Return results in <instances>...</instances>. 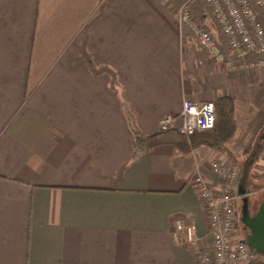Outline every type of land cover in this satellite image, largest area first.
<instances>
[{"label": "crops", "instance_id": "crops-1", "mask_svg": "<svg viewBox=\"0 0 264 264\" xmlns=\"http://www.w3.org/2000/svg\"><path fill=\"white\" fill-rule=\"evenodd\" d=\"M179 5L0 0V264H200L175 221L207 238L190 178L218 188L211 163L234 162L207 146L138 152L124 104L149 137L184 99L231 98L234 190L264 185V71L215 62L181 34ZM194 15L225 44L201 4Z\"/></svg>", "mask_w": 264, "mask_h": 264}, {"label": "built area", "instance_id": "built-area-1", "mask_svg": "<svg viewBox=\"0 0 264 264\" xmlns=\"http://www.w3.org/2000/svg\"><path fill=\"white\" fill-rule=\"evenodd\" d=\"M179 1L181 34L188 33L217 63L231 56L254 72L264 71V0ZM199 4L211 16L225 44L217 41L195 17L194 9ZM259 12L262 21H259ZM214 125V103L191 99L183 100L178 115H165L158 122L160 131L176 130L186 137L212 130ZM262 154L264 159V147ZM210 167L219 180L218 188L199 169L190 178L208 214L207 238H198L193 225L178 219L174 225V241L187 245L200 264H264V253L247 244L236 219L240 196L238 190H234V183L240 175L239 167L234 163L225 166L218 161H213Z\"/></svg>", "mask_w": 264, "mask_h": 264}, {"label": "trees", "instance_id": "trees-1", "mask_svg": "<svg viewBox=\"0 0 264 264\" xmlns=\"http://www.w3.org/2000/svg\"><path fill=\"white\" fill-rule=\"evenodd\" d=\"M213 103L215 111L214 128L212 130L197 132L190 137H186L176 130L159 131L156 135L145 137L135 126L132 114L126 104L123 107L134 133L138 152H145L160 145H170L180 152L188 153L196 147L207 146L221 151L235 163L237 161L236 156L225 146L236 129L233 100L224 96L217 98Z\"/></svg>", "mask_w": 264, "mask_h": 264}, {"label": "water", "instance_id": "water-1", "mask_svg": "<svg viewBox=\"0 0 264 264\" xmlns=\"http://www.w3.org/2000/svg\"><path fill=\"white\" fill-rule=\"evenodd\" d=\"M238 195L243 197L242 206V223L248 229V233L244 236L247 244L254 250L264 253V198L259 204L254 215L250 216L247 207L246 190L239 187Z\"/></svg>", "mask_w": 264, "mask_h": 264}, {"label": "flooded vegetation", "instance_id": "flooded-vegetation-1", "mask_svg": "<svg viewBox=\"0 0 264 264\" xmlns=\"http://www.w3.org/2000/svg\"><path fill=\"white\" fill-rule=\"evenodd\" d=\"M252 194V191L251 192H248V190L246 191V194L245 196L247 197V207H248V212H249V215L252 216L255 214L256 210L258 209V206L260 204V202H253V209L255 210V212L253 213L252 212V208H251V201H250V198L249 195ZM240 200H241V205H240V209L239 211L237 210L236 211V219H237V222H238V226L240 228V232L242 233V235H246L248 233V229L245 228L244 224L242 223V215H241V211H242V206H243V197H240Z\"/></svg>", "mask_w": 264, "mask_h": 264}, {"label": "rangeland", "instance_id": "rangeland-1", "mask_svg": "<svg viewBox=\"0 0 264 264\" xmlns=\"http://www.w3.org/2000/svg\"><path fill=\"white\" fill-rule=\"evenodd\" d=\"M203 10H204V6H202ZM229 159V158H228ZM230 160V159H229ZM231 161V160H230ZM232 162V161H231ZM233 163V162H232ZM241 164V162H240ZM249 184H251L249 187H251V190L248 189V192H251L252 191V194L249 195L248 198H250V201H251V208H252V212L254 213L255 210L253 209V202H260L261 199H262V192H264V185L260 186V185H254L252 182H250ZM264 184V182H263ZM237 191V189H236ZM241 200L239 199L238 202H237V207H236V211L240 209V205H241ZM257 211V210H256Z\"/></svg>", "mask_w": 264, "mask_h": 264}]
</instances>
